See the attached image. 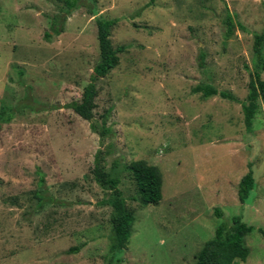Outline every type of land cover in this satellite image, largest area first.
Masks as SVG:
<instances>
[{"label":"rangeland","instance_id":"374dc122","mask_svg":"<svg viewBox=\"0 0 264 264\" xmlns=\"http://www.w3.org/2000/svg\"><path fill=\"white\" fill-rule=\"evenodd\" d=\"M63 10L62 0H0V264H195L235 216L255 228L238 264H264V101L251 130L241 104L264 0H97L96 15L82 6L62 23ZM99 17L118 21L111 41L125 51L97 81L88 122L68 105L100 62ZM199 85L238 102L205 99L193 93ZM104 119L101 137L91 123L100 130ZM98 151L136 219L114 259L113 194L92 174ZM135 161L161 170L158 205L137 201ZM251 170L257 185L242 205L238 186Z\"/></svg>","mask_w":264,"mask_h":264},{"label":"trees","instance_id":"16d2710c","mask_svg":"<svg viewBox=\"0 0 264 264\" xmlns=\"http://www.w3.org/2000/svg\"><path fill=\"white\" fill-rule=\"evenodd\" d=\"M62 2L64 5L63 15L55 17L61 20L62 23L66 22V19L82 6L87 7L90 14L96 15L95 4L97 0H62ZM226 23L228 26L227 37H230L234 33L235 23L231 16L228 17ZM117 24V20H107L100 17L97 19L100 62L94 68L93 76L83 91L81 101H75L68 105L79 117L88 122H92L94 119L97 81L105 78L112 70L118 67L120 63L119 54L125 51V47L115 49L111 41L112 31ZM63 31V27L58 28L54 31V34L60 35ZM51 37L50 33H45L46 40H50ZM254 52L257 70L254 78L249 83L247 102L241 103L248 130L252 129L253 122L259 113V100L262 99L264 101V80L261 78V74L264 72V31L262 34H256L254 37ZM193 93L202 94L205 99L221 95L225 99L238 102L232 95L219 93L211 85H199L193 89ZM4 114L6 115V110L2 109V115ZM105 126L106 119L103 120L100 130L96 125L91 123V129L101 137H105L109 133V130ZM104 155L105 153L102 151L97 152L92 174L103 190L111 191L113 194L111 202L106 204H110L113 208L110 253L114 259L117 253L127 249L136 219L134 213L128 209L119 188L120 180L106 172ZM128 170L131 172L132 178L136 183L138 191L137 201L140 205L143 207L158 205L163 199V175L161 170L157 166L148 164L146 161H135L129 165ZM40 182L44 184L43 179ZM256 185L255 175L251 170L241 179L238 186V197L242 205L246 203ZM52 202L56 201L52 199ZM216 215L218 218H223V213L219 209L216 210ZM254 230L255 228L248 225L241 216L233 217L231 225L223 222L217 227L215 237L204 244L196 257L195 264H238V261L246 262L250 255V250L246 246L245 239ZM259 232L264 234L261 229H259ZM72 250L78 252L79 249L74 248ZM115 262L117 264L122 263L121 260H115Z\"/></svg>","mask_w":264,"mask_h":264}]
</instances>
